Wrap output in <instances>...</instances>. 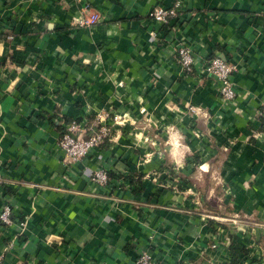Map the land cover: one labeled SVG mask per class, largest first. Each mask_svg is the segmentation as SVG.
I'll list each match as a JSON object with an SVG mask.
<instances>
[{
    "label": "crops",
    "instance_id": "obj_1",
    "mask_svg": "<svg viewBox=\"0 0 264 264\" xmlns=\"http://www.w3.org/2000/svg\"><path fill=\"white\" fill-rule=\"evenodd\" d=\"M84 2L98 19L77 26ZM157 6L176 16L154 22ZM211 56L233 67L230 103L202 71ZM101 112L120 117L105 120L114 132L69 163L60 135L73 122L89 136ZM195 165L218 173L215 209ZM4 205L2 264H133L143 251L230 264L234 249L233 264H264V0H0Z\"/></svg>",
    "mask_w": 264,
    "mask_h": 264
},
{
    "label": "built area",
    "instance_id": "obj_2",
    "mask_svg": "<svg viewBox=\"0 0 264 264\" xmlns=\"http://www.w3.org/2000/svg\"><path fill=\"white\" fill-rule=\"evenodd\" d=\"M91 6L88 2H84L80 9V16H78L77 26H88L94 24L98 16L96 13H91ZM148 16L156 23H166L169 19L176 16V8H164L161 6L154 7L148 13ZM151 36H155V31L150 32ZM175 59L181 69L185 72L191 70L193 57L190 49L185 46H179L175 52ZM232 65L222 57L211 56L206 58L202 63V71L204 74L210 76L216 82L217 94L223 102L230 103L234 98V89L231 84L230 76L232 72ZM109 113L101 112L96 114L95 121H97L96 128L87 137H82L79 134L72 135L73 132H81L80 128L75 123H71L66 127V132L62 133L58 139V146L62 149L64 157L69 163L80 161L92 149L98 147L109 134V128L105 122ZM108 180L107 172L104 169H96L91 175V181L103 184ZM0 222L8 224L9 207L4 205L0 211ZM21 224V223H20ZM0 264H2L0 260ZM133 264H159L152 259L147 251L139 252Z\"/></svg>",
    "mask_w": 264,
    "mask_h": 264
},
{
    "label": "rangeland",
    "instance_id": "obj_3",
    "mask_svg": "<svg viewBox=\"0 0 264 264\" xmlns=\"http://www.w3.org/2000/svg\"><path fill=\"white\" fill-rule=\"evenodd\" d=\"M106 119H110V121L113 123L115 120L118 121L117 119H120V117L116 113H113V114H108ZM111 122H110V124L107 123V126L109 128V134L107 135L106 138L110 137L112 135V133L114 132V130L112 129V123ZM95 128H96V125L94 126V129ZM147 141H149V140H147ZM151 142L146 143L149 148H152L151 144L156 145V144H154L155 142L153 141V139ZM156 143L158 145H160L162 148H165V146H167V147L169 146V143L165 142L164 138L163 139L161 138V142H159V143L156 142ZM160 146H159V148H160ZM217 161H218L217 158L212 159V161H211L212 167H215L217 165ZM194 164H195V161H194ZM196 169H197V167L195 165L194 171L192 172V175H191V180L194 181L195 186L199 190V194H202L203 197L205 195L207 197L209 196L208 202H207V204L210 205L209 208L211 210L215 209L216 204H217L216 200L218 198V193L220 192L219 190H217V188L214 184L215 182L218 181V173L213 172V171H215L213 169H211L205 173H199ZM210 188H213V190H209ZM208 193H210V194L208 195Z\"/></svg>",
    "mask_w": 264,
    "mask_h": 264
},
{
    "label": "trees",
    "instance_id": "obj_4",
    "mask_svg": "<svg viewBox=\"0 0 264 264\" xmlns=\"http://www.w3.org/2000/svg\"><path fill=\"white\" fill-rule=\"evenodd\" d=\"M103 142H104V140H103ZM103 142H102L100 145H102ZM235 256H236V250L234 249V250L231 251V260H230V264H233V263L236 262V260H235Z\"/></svg>",
    "mask_w": 264,
    "mask_h": 264
}]
</instances>
